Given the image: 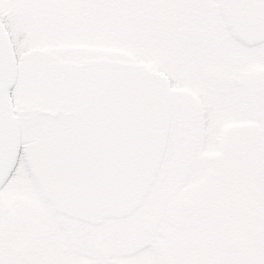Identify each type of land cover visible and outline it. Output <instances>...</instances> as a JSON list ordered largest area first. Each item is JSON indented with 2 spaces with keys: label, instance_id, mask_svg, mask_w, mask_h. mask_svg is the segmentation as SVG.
<instances>
[{
  "label": "rangeland",
  "instance_id": "374dc122",
  "mask_svg": "<svg viewBox=\"0 0 264 264\" xmlns=\"http://www.w3.org/2000/svg\"><path fill=\"white\" fill-rule=\"evenodd\" d=\"M0 17L20 73L9 94L21 157L0 193L18 264H78L64 228L115 220L149 198L172 121L163 85L203 74L191 66L208 43L230 47L240 72L264 68V0H0ZM189 26L203 33L194 49L174 35ZM103 120L116 125L106 147L94 137ZM79 125L92 137L68 146Z\"/></svg>",
  "mask_w": 264,
  "mask_h": 264
},
{
  "label": "flooded vegetation",
  "instance_id": "af4514ba",
  "mask_svg": "<svg viewBox=\"0 0 264 264\" xmlns=\"http://www.w3.org/2000/svg\"><path fill=\"white\" fill-rule=\"evenodd\" d=\"M210 43L191 66L203 74L163 85L172 121L149 198L63 229L78 264H264V68L240 72L230 47ZM13 234L0 221V264H18Z\"/></svg>",
  "mask_w": 264,
  "mask_h": 264
},
{
  "label": "water",
  "instance_id": "95a60500",
  "mask_svg": "<svg viewBox=\"0 0 264 264\" xmlns=\"http://www.w3.org/2000/svg\"><path fill=\"white\" fill-rule=\"evenodd\" d=\"M175 35L184 43H196L201 33L197 29L181 27ZM16 68L15 53L8 33L0 22V188L15 166L20 148L19 123L12 114V104L7 94L8 89L14 85ZM182 223H185L184 226L191 224L188 219Z\"/></svg>",
  "mask_w": 264,
  "mask_h": 264
},
{
  "label": "bare ground",
  "instance_id": "6f19581e",
  "mask_svg": "<svg viewBox=\"0 0 264 264\" xmlns=\"http://www.w3.org/2000/svg\"><path fill=\"white\" fill-rule=\"evenodd\" d=\"M12 45V47L14 46V44L12 43L11 44ZM13 51H14V49H13ZM15 52V51H14ZM20 73H19V65L17 66V69H16V78H15V81H14V86L17 84V81H18V78L20 77V75H19ZM14 86H12V88L14 87ZM11 88V89H12ZM9 94V93H8ZM20 138H22V134L20 135Z\"/></svg>",
  "mask_w": 264,
  "mask_h": 264
}]
</instances>
